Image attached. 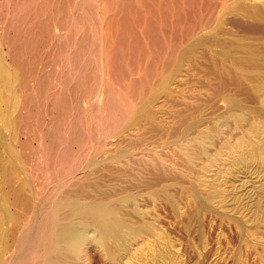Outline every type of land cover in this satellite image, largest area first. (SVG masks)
Here are the masks:
<instances>
[{"label": "bare ground", "instance_id": "1", "mask_svg": "<svg viewBox=\"0 0 264 264\" xmlns=\"http://www.w3.org/2000/svg\"><path fill=\"white\" fill-rule=\"evenodd\" d=\"M229 1L96 0L99 8L97 11L93 10V6H96L93 5V0H9V8L13 12L9 19L15 30L13 32L11 28L13 33L8 34L7 39L4 38L3 45L7 46L6 54L9 60L0 55V121L9 127L6 129L22 130L27 138L15 143L19 148H16L17 153L21 152L25 156L23 162L21 158L19 160L15 150H8L14 146L10 147L11 143L5 151L2 149L5 153L2 157L5 159L0 178V264H175L174 250H177V246L173 249L172 245L175 240L171 242L170 236L164 234L166 231L161 233V224H158L154 217V220L148 218V215L152 217V212L149 214L144 205L142 208L141 202L143 195L147 194L149 201L159 202V199L164 198L171 207H180L176 206V197L171 194L172 190L170 192L173 184H169V176L179 171L191 176L197 175V182L206 189L204 197L201 192V204L205 207L218 201L224 202L229 191L224 187L229 183L227 175L235 179L238 174H245V177L239 180L242 185H246L251 190L250 193L256 192L259 197L264 195V181L261 183V178L259 181L246 177L251 163L264 171L263 43L258 41L259 44H255L252 39L254 43L249 42L240 35L241 40L235 41L237 46H233L230 51L228 49L232 47V43H229L228 48V43L225 42L227 47H224L228 48V54H225L226 49L221 47L225 50L224 53L218 52L222 56L221 59L215 58L209 62V65L212 63V73L217 79L221 77L224 82L229 81L230 76L234 79H231L236 82V86L235 82H232L236 87L234 89L247 94L252 106L253 103L257 105L250 107L252 110L238 99L227 98L229 112L217 116L215 127L210 129L203 126L199 119L185 123L187 121L182 120V115H179L184 114L182 112L185 109H167L163 105L164 102L159 105L156 103L158 97L163 94L166 103L168 99L176 98L180 102L175 105L189 107L186 102H182V95L179 96L183 86L187 85L184 78L189 75L186 74L189 68L186 69L185 65L192 55L190 48L186 51V44L207 30V35H200L196 43L192 42L195 47L200 48L203 45L209 52H216L212 42L216 35L215 23L218 22L222 6ZM236 3L239 4L238 7L232 8H238L249 19L263 24L264 0H237ZM88 11H92V17L97 13L99 18L96 15L95 18L100 19V24L97 20L95 23L98 24L96 25L99 30L97 26L95 29L90 26V17L86 14ZM247 39L249 40V37ZM222 44L220 46H223ZM51 45L59 48L61 45L65 46V54L61 50L65 62L62 60L57 64L61 65L60 72L64 75L59 80L61 89H51L55 96L46 95L48 91L45 92L49 85L47 79L50 73L47 72L48 69L44 70L46 66L56 67L57 63L56 60L49 62L52 51L49 55L47 53ZM58 54L56 52V55ZM59 56L61 54L57 57ZM40 60L44 66L43 69L40 68L44 71L41 75L37 69ZM43 60L48 61L44 63ZM195 66L192 63V67ZM189 79L191 80V77ZM227 83L225 82V85ZM176 91L179 92L178 95L174 93ZM186 98L184 101L188 102V97ZM198 100L201 103V99ZM197 107L198 112L201 111L198 105ZM190 109L197 111L196 107ZM96 112L104 114L100 117H104L105 129H100L105 130V135L99 140L94 132H90L87 141L85 132L88 134L90 127L88 126L87 130L84 124L91 122L92 114ZM187 112L189 113L186 111L185 114ZM112 120L117 122L115 126H112ZM142 121H145V125L141 124ZM229 121L236 124L238 137L235 139L229 135L224 136ZM95 126L97 128V125ZM19 135L23 136L22 133ZM221 138V142H217L219 145H216V141ZM10 139L8 140L11 141ZM36 143L38 147L34 145ZM38 148L43 151L45 169L49 172V175L44 172L48 183L43 189L41 187L39 192L40 188L37 189L34 183H30L26 172L28 169L25 171L26 164L32 161L31 154L35 149L38 151ZM16 162L17 166L14 165ZM42 171L43 168L39 172ZM19 172L24 174V181H19L25 184H20L17 180ZM44 173L41 176L44 177ZM153 173L157 174V179L150 181L149 186L146 185L149 191L145 194L133 192L129 187L126 189L128 184L135 186L137 180L142 182L143 175ZM130 174L134 175L129 176ZM177 178L179 177L176 176ZM122 184L125 185L123 190ZM182 186L184 187L183 183ZM231 186L230 188L233 187ZM140 188L143 190V187ZM229 197L230 195L227 199ZM257 199L259 201V198ZM234 200L236 201L235 197ZM212 206L208 205L210 208ZM137 245L144 247V251L137 248Z\"/></svg>", "mask_w": 264, "mask_h": 264}, {"label": "rangeland", "instance_id": "2", "mask_svg": "<svg viewBox=\"0 0 264 264\" xmlns=\"http://www.w3.org/2000/svg\"><path fill=\"white\" fill-rule=\"evenodd\" d=\"M96 0H93V2H95ZM232 1V2H231ZM237 1V0H236ZM236 1H233V0H230L228 3L226 2V4H225V6H222V9L220 10V13L218 14V22L216 21V23L215 24H217V25H215V37H213L214 38V40L212 41V42H214V44H213V46L215 47V50H216V52H213V53H211V52H209V50H208V48L207 47H205V46H203V45H201V47L199 48V46L197 47H195V43H196V39L201 35V37L203 36V35H207L208 33H209V31H207V30H204V31H202L200 34H199V36H195L194 37V39L193 40H191V41H189L186 45H187V47L185 48L186 49V51H188L189 50V48H190V52L192 53V55H190V59L188 58L187 60V62H186V64L187 65H185L186 67V69H188L187 70V72L188 73H186V74H189V75H187L186 76V74H185V80H187L186 82H187V85L184 83V85H186V86H183V90L181 91V93L179 94V90L178 91H176V92H174L176 95H178L179 94V96L180 95H182V96H180V97H182V102H186V105L188 104V106L190 107V108H194V107H196L197 108V111H196V109H194V110H191L189 107L188 108H185V107H183V106H181L180 104V106H177L178 104V101H177V99H176V101L174 102V100L175 99H168L167 100V103H168V105H166L167 103H166V101H164L166 98H164L165 96L163 95V94H161L159 97H158V99H157V105H159V104H161V102H164V106H166V108L167 109H173V110H176V109H180L181 111H182V109L184 110V112H182V113H184L185 114V112L186 111H189V113L187 112V114H179L180 116L182 115H184V118L181 116V118H182V120L183 119H185V121H187V122H185V123H189L190 121H193V120H198L199 122H201V124H204L203 126H206V127H209L210 129L211 128H213V127H215V119L217 118V116L218 117H220V116H223L225 113H227V112H229V108H230V105L228 104L229 102V100L228 99H238V101H240V102H242V103H245V106L248 108V109H250V110H252V108H250V107H254V103H253V106H252V102H250V100H248V97L244 94V93H242V92H240L239 90H237L236 91V89H234V88H236L235 86H236V82L235 81H232V80H234L231 76L230 77H228V79H230L229 81L228 80H226L225 82L227 83V81L229 82V83H227L228 84V86L229 85H231L230 87H228L227 86V84L225 85V82H224V80L223 79H221V77H218V78H220V79H217V76H215V74L214 73H212L213 72V69H212V63H211V65H209V62H212V60L213 59H215V58H217V60H220L221 59V55H219V53L218 52H221V53H224L225 52V50L224 49H226V47H227V45H228V48L230 47V45H231V43H232V47L231 48H227L229 51L230 50H232L233 49V46H237L236 45V43H235V41L237 42L238 40H241V36H243V38L242 39H246L247 41H249V42H251L252 40L253 41H255V44H257L258 43V41H259V43H263L264 44V42H261V41H264V27H262V25L264 24V22H263V24H262V22H261V24L259 23V21H257L256 22V20H254V19H249V17H247V16H245L244 15V13L242 14V12L237 8V9H234L235 7H238V3H236ZM233 2H235V3H233ZM232 3V4H231ZM98 3L97 2H95V3H93V5H96V6H93L94 8H93V10H97L98 11V9L99 8H97L98 7V5H97ZM229 5H230V7H229ZM232 5V6H231ZM235 5V6H234ZM3 7V8H2ZM8 7V8H7ZM10 2H9V0H0V55H2V56H4V57H6V58H8L7 57V46L4 44L3 45V43H5V39H7V37H8V34L10 35L11 33H13L14 32V28H13V25L11 24V20L9 19L10 17H11V15L13 14V12H11V10H10ZM232 7H234V8H232ZM97 8V9H96ZM8 9H9V11H8ZM226 11H225V10ZM232 9L234 10V11H232ZM223 10V11H222ZM240 11V12H237V11ZM97 11H95V12H97ZM232 11V12H231ZM92 12V11H91ZM91 12H87L86 14L90 17L89 18V23H90V26H93V28L95 29L96 28V26L98 25V24H100V19H98L99 17L97 16V13H94V11H93V13L98 17V18H95V15L92 17V15H91ZM234 12V13H233ZM12 13V14H11ZM238 13H241V14H238ZM238 14V15H237ZM240 15V16H239ZM241 15H243V17L241 16ZM4 17V18H3ZM238 17V18H237ZM240 17H242L241 19H240ZM87 18V17H86ZM85 18V19H86ZM93 18H94V21H93ZM247 18V19H246ZM91 19V20H90ZM10 20V21H9ZM95 20H97V23H95L96 21ZM240 20H242V21H240ZM93 21V22H92ZM241 23H239V22ZM8 22V23H7ZM221 22V23H220ZM236 22V23H235ZM254 22L259 26H257L256 24L254 25ZM93 23V25H91ZM95 23V24H94ZM213 23V24H214ZM97 24V25H96ZM219 24H221V25H219ZM254 25V26H253ZM7 26V27H6ZM9 26V27H8ZM219 26V27H218ZM264 26V25H263ZM98 27L99 26H97V30H99L98 29ZM262 27V28H261ZM12 28V29H11ZM10 29L13 31H10ZM225 29V30H224ZM9 30V31H8ZM235 31V32H234ZM205 34H204V33ZM228 33V34H227ZM2 34V35H1ZM234 34H237V35H234ZM5 35H6V37H5ZM223 35V36H222ZM233 35V36H232ZM241 35V36H240ZM247 35V36H246ZM220 36V37H219ZM230 36V37H229ZM232 36V37H231ZM240 36V37H239ZM244 36H245V38H244ZM254 37V39H255V37H257L258 39L256 40H254L253 39V37ZM2 37V38H1ZM236 37H238V39L236 38ZM249 37V40L247 39ZM252 37V38H251ZM5 38V39H4ZM2 39V40H1ZM235 39V40H234ZM252 39V40H251ZM263 39V40H262ZM192 41H194V42H192ZM217 41H219V42H217ZM223 42V44L221 43V42ZM233 41V42H232ZM252 41V42H253ZM192 42V43H191ZM225 42L226 43H228L227 45H224L225 44ZM216 43V44H215ZM217 43L219 44L218 46H217ZM229 43H230V45H229ZM235 43V45H233ZM254 43V42H253ZM258 43V44H259ZM220 44H222L223 46H220ZM185 45V46H186ZM194 45V46H193ZM224 46H226V47H224ZM52 47V48H51ZM195 50V51H192L193 49ZM221 47H224V49L223 48H220ZM55 49V50H51V49ZM59 47H57V46H55V45H51L48 49V55L50 54V52H51V54L48 56V57H44V58H48L49 59V62L51 61V62H54L55 60V62H57L56 63V67L55 66H51V67H48L47 68V66H46V68H45V70L44 71H46L47 69V72L48 73H50V77H48V79H47V81H48V86H47V90L45 91V92H47L48 91V94L46 93V95H49L50 94V96L51 95H53L52 94V90L53 91H58V90H60L61 89V86H59L60 85V81L59 80H61L63 77L62 76H64L61 72H60V69L62 70V67H61V65H57V64H60V62H62V60H64V62H65V59H64V56H63V54L62 53H64L65 54V46H62L61 45V47L58 49ZM2 49V50H1ZM197 49H199V50H197ZM201 49V50H200ZM226 49V52H225V54H228V50ZM234 49H237L236 47H234ZM57 50V51H56ZM60 50V51H59ZM61 50H62V53H61ZM206 50H208V52L206 51ZM57 52V54L58 53H60L61 54V56H59V57H57L58 55H60V54H58V55H56V52ZM198 51V52H197ZM197 53V54H199V55H197V54H195V53ZM202 52V53H201ZM211 53V54H210ZM47 54H46V56H47ZM54 54H55V56H54ZM197 55V56H195V55ZM208 54H210V55H208ZM215 54V55H214ZM206 55V56H205ZM209 56V59H208V56ZM191 56H193L192 58H193V60H194V62H193V60H192V58H191ZM212 58H211V57ZM216 56V57H215ZM218 56V57H217ZM42 57H43V55H42ZM52 57V58H51ZM63 57V58H62ZM196 57H198V58H196ZM207 57V58H206ZM59 58V59H58ZM210 58H211V60H210ZM219 58V59H218ZM53 59V60H52ZM58 59V60H57ZM198 60V62L196 61V60ZM9 60V58L7 59V61ZM44 61V60H43ZM46 61H48V60H45L44 61V63L46 62ZM189 61H192V62H189ZM196 61V62H195ZM199 62H200V64H199ZM42 61L40 60L39 61V64L37 65V67H39V68H37L38 70H40L39 71V73H40V75L44 72H42L41 71V69H43L42 67H44V66H42ZM188 63H189V65H188ZM192 63H194V66L195 67H192ZM199 65V66H198ZM209 65V66H208ZM198 66V67H197ZM200 67V68H199ZM209 67H211V68H209ZM41 68V69H40ZM54 68V69H53ZM56 68V69H55ZM199 68V69H198ZM205 68V69H204ZM207 68V69H206ZM52 69V70H51ZM59 69V70H58ZM210 71H209V70ZM51 70V71H50ZM54 70H56V71H54ZM194 70V71H193ZM198 70H201V72L200 71H198ZM206 70V71H205ZM212 74H209V72ZM191 71V72H190ZM197 71V72H196ZM54 72V73H53ZM190 72V73H189ZM201 74H200V73ZM56 73V74H55ZM59 73V74H58ZM62 75H61V74ZM196 75H199V76H196ZM58 74V75H57ZM191 74V75H190ZM61 75V76H60ZM194 76V77H193ZM214 76V77H213ZM39 77H41V76H39ZM57 77V78H56ZM189 77H191V80L189 79ZM196 77H199V79L198 78H196ZM60 78V79H59ZM194 78H196V79H194ZM209 79V80H208ZM215 79V80H214ZM232 79V80H231ZM188 80H190V82L188 81ZM193 80L195 81V82H193ZM200 81V83L198 82V81ZM36 81V80H35ZM203 81V82H202ZM56 82H57V84H56ZM235 84V86L233 85V83ZM188 83H190V84H188ZM197 85H196V84ZM222 83V84H221ZM201 84V85H200ZM203 84V85H202ZM201 86V87H199V86ZM205 85V86H204ZM221 85H223V86H221ZM232 85L234 86V87H232ZM54 88H53V87ZM57 86V87H56ZM217 86H218V88H220V89H218L217 88ZM220 86V87H219ZM227 86V87H226ZM187 87V88H186ZM192 87V88H191ZM196 87H198V88H196ZM221 87H223V88H221ZM191 88V90H189ZM210 88V89H209ZM211 88H212V90H211ZM229 88V89H228ZM52 89V90H51ZM58 89V90H57ZM189 90V91H188ZM207 90V91H206ZM214 90V91H213ZM229 90V91H228ZM194 93H193V92ZM215 91H217V92H219V93H216ZM188 92V93H187ZM223 92V93H222ZM237 92H240V94H238ZM178 93V94H177ZM214 93H216L217 95H218V98H217V95L216 94H214ZM228 93V94H227ZM198 94V95H197ZM220 94V95H219ZM163 95V96H162ZM195 95H197L196 97H195ZM215 95V96H214ZM230 95V96H229ZM237 95V96H236ZM245 95V96H244ZM53 96H55V95H53ZM184 96H186V97H188V102H187V100H185L184 101V98H186V97H184ZM189 96H191V97H189ZM220 96V97H219ZM242 96V97H241ZM244 96V97H243ZM162 97V98H161ZM193 97H194V100H193ZM201 99L200 101H201V103H199L198 101V99L199 98ZM191 98V99H190ZM212 98V99H211ZM214 98H215V100H214ZM228 98V99H227ZM245 98H246V100L249 102H247L246 100H245ZM163 99V100H162ZM187 99V98H186ZM190 99V100H189ZM208 99V100H207ZM159 100V101H158ZM197 100V101H196ZM210 100H214V101H210ZM218 100V101H217ZM172 101V102H171ZM190 101V102H189ZM209 101V102H208ZM243 101H245V102H243ZM159 102V103H158ZM180 102V101H179ZM192 102V103H191ZM194 102V103H193ZM199 104H198V103ZM206 102H207V104H206ZM215 102V103H214ZM191 103V104H190ZM210 103H213V104H210ZM246 103H248V104H246ZM175 104H177V105H175ZM190 104V105H189ZM200 104H202L201 106H200ZM208 104H210V105H208ZM216 106H215V105ZM250 104V105H249ZM175 105V106H174ZM193 105V106H192ZM197 105L199 106V110H201V111H199L198 112V107H197ZM168 106V107H167ZM170 106V107H169ZM211 106H212V108H211ZM214 106V107H213ZM255 106H257V105H255ZM177 107V108H176ZM179 107V108H178ZM176 108V109H175ZM200 108H202V109H200ZM220 108V109H219ZM222 109V110H221ZM190 110H191V112H190ZM219 110H221L220 112H219ZM192 111H194V112H192ZM173 112H175V111H173ZM197 112V113H196ZM219 112V113H218ZM222 112V113H221ZM223 112H224V114H223ZM252 112V111H251ZM181 113V112H180ZM194 113H195V115H194ZM199 113V114H198ZM203 113V114H202ZM213 115H212V114ZM99 115V117H98V115ZM173 114V113H172ZM190 114H192V116L190 115ZM198 114V115H197ZM223 114V115H222ZM100 115H104L103 113L102 114H100L99 112H96V113H94V114H92V120H90L91 122H89V121H87L85 124H84V126H85V129H86V126H87V130H89L88 129V126L90 127V130L87 132L88 134H86V132H85V137H86V139H87V141L89 140V136L88 135H90L89 133L90 132H94V134H95V136L97 137V139H102L103 137H104V135H105V130H102V129H100V128H103V129H105L104 127H105V123L103 122V119H104V117L102 116V117H100ZM190 115V116H189ZM203 115V116H202ZM250 115L251 116H255L254 114H252V113H250ZM188 118L187 120H186V117ZM193 116L195 117L194 119H193ZM206 116V117H205ZM213 116V117H212ZM216 116V117H215ZM250 116V117H251ZM201 117H203V119L201 118ZM205 117V118H204ZM211 118V122H209V119ZM252 118V117H251ZM96 119H98V120H96ZM208 119V120H207ZM214 121H213V120ZM200 120H202L203 122H205V123H207V124H205V123H203L202 121H200ZM206 120H207V122H206ZM94 121V122H93ZM96 121V122H95ZM100 121V122H99ZM112 122H113V120H112ZM143 123H141L142 125H145V121H142ZM90 123V124H89ZM95 123V124H94ZM97 123V124H96ZM99 123V124H98ZM117 122H113L112 124V126H115L114 124H116ZM213 123V124H212ZM231 123H232V125H233V127H231L232 125H231ZM2 123H1V121H0V125H1ZM89 124V125H88ZM227 124H229L227 127H226V129H225V131H226V133L224 134V136L226 137V135H229V137H231L232 139H235V138H237L238 137V131L236 132V130H235V128H236V124L234 123V122H231V121H229ZM4 123L1 125L2 127H0V130H1V132H0V178L2 177L1 176V174H2V172H1V170H3V159H5L4 158V156H5V153L4 152H2V149L5 151V149H7L9 146L11 147L12 145H14V146H16L17 144H15V143H17L16 141H25L24 139H26L27 137L25 136V135H23L24 133H23V131L22 130H18V129H6V128H9V127H7L6 126V124L4 125ZM95 125H97V128H95L96 126ZM104 125V126H103ZM6 126V127H5ZM94 126V127H93ZM3 127H5V131H3ZM93 127V128H92ZM2 128V129H1ZM229 128V129H228ZM234 130H233V129ZM97 129V130H96ZM232 131H231V130ZM10 130V131H9ZM16 132H15V131ZM94 130V131H93ZM99 130H101V131H99ZM228 130H229V132H228ZM9 131V132H8ZM86 131V130H85ZM97 131V132H96ZM234 131V132H233ZM13 132H14V134L15 133H17L18 134V137H17V134H16V136H14V134H13ZM96 132V133H95ZM101 132H103L102 134H100ZM5 133V134H4ZM20 133H22V135L23 136H20L19 134ZM228 133V134H227ZM232 133V134H231ZM236 133H237V135H236ZM3 134V135H2ZM11 134H13L12 136H11ZM233 134H234V136H233ZM2 136H5L6 137V139L8 138V139H10L11 141H9L8 139L6 140L5 139V137H2ZM20 136V137H19ZM14 137H16L15 138V141L13 140V138ZM25 137V138H24ZM95 137V138H96ZM228 137V136H227ZM18 139H20V140H18ZM220 140H222V138L221 139H219L218 141H216V145L218 144L219 145V143L221 142ZM1 141H2V144H1ZM105 141H106V139H105ZM104 141V142H105ZM4 142H7V143H4ZM14 144H13V143ZM217 142H219V143H217ZM9 143H11V144H9ZM8 144H9V146H8ZM37 144V143H36ZM36 144H34L36 147H38V144L36 145ZM14 146H13V148L11 147V148H8V150H10L11 149V151H13V150H15V152H16V154H17V156H19V160H20V158H21V161L23 160V158H25V156H23V153H17V149L16 148H18L17 146L14 148ZM19 149V148H18ZM39 149V148H38ZM36 150V149H35ZM35 150L33 151V153L31 154V160L32 161H29V163H27L26 164V167H25V171L26 172H28L27 173V176L29 175V177H30V183L32 182V183H34L33 185H35L36 187L35 188H40V189H38V192L40 191V190H42L43 189V187H46L47 186V183H48V179H47V176H46V174L47 175H49L48 173L49 172H47V170L45 169L46 167H45V165L46 164H44L45 163V156H43L44 154H42V150H36V152H35ZM40 151V152H39ZM41 153V154H40ZM2 154L4 155L3 157H2ZM34 154H36L35 156H34ZM41 155H42V157H43V159H40V158H42L41 157ZM27 156V155H26ZM35 157V158H34ZM34 160H33V159ZM18 159V157L17 158H15V161ZM35 160H37V161H35ZM40 161V163H39V161ZM42 160H44V161H42ZM21 161H19V162H21ZM23 162V161H22ZM32 162V163H31ZM39 163V164H38ZM42 163V164H41ZM250 164V163H249ZM14 165L15 166H17V162H16V164L14 163ZM29 165V166H28ZM31 165V166H30ZM35 165V166H34ZM40 165V166H39ZM251 165V168H249L247 171H248V173L246 174V177L248 176L249 178H253V179H256V180H259L260 178V180H261V183H263V179L262 178H264V171H263V169H261V168H257V167H255V165H253L252 163L250 164ZM34 166V167H33ZM39 167V168H38ZM255 167V168H254ZM43 168V170L44 171H42V173L41 172H39L40 171V169H42ZM17 169V168H16ZM34 170V172H33V170ZM252 170V171H251ZM253 170H256V171H254L253 172ZM261 170L263 171V172H261ZM17 171H18V169H17ZM36 171H38V172H36ZM46 171V174L44 173ZM24 172V171H23ZM251 172V173H250ZM259 172V173H258ZM260 172L262 173V174H260ZM19 173H20V176H19ZM19 173H17V176L20 178H18L17 177V180L19 181H24L23 180V173L22 172H19ZM39 173V174H38ZM44 173V177L43 176H41L42 174ZM180 173H182V171H179L178 173L176 172V173H174V174H172V175H170L169 176V184L170 185H172L171 187L174 189H172L171 187H170V192H171V190H172V192H171V194L174 196V198H175V203L177 204L176 206H180V207H174L175 205H173V207H174V210L172 209L173 207H171V205L168 203V202H166L165 201V199L163 198V199H159V202H158V200L157 201H155V202H153V201H149V198H147L148 196H147V194H145L146 192H148L149 191V187H147V186H149L148 184L150 183V181H152V180H156L157 179V174L155 173H153V175H156V176H153V175H143V179H141L142 177H140V179H141V181L142 182H144L145 180V182L142 184V182H140L139 180H137L136 182H135V186H130V184H128L126 187V189H128V187L130 188V190H132L133 192H143L145 195H143L144 197L142 198V202H141V205H142V208H143V205H144V209L147 211L148 210V213L149 214H151V212H152V217L151 216H149L148 215V218H150V219H152V220H156L157 222H158V224H161V226L159 225V227H161L160 229V231H161V233H163V232H165L164 234H168V237L170 238V241L172 242L173 240H175V241H173L172 242V245L175 247V245L177 246V250H174L175 251V254H176V256H175V254H174V258H175V264H264V202H263V199H264V195H260V194H263V193H260L259 195H260V197L258 196V193H250L251 192V190L246 186V185H242V183H241V181H239L240 179H242V177H245V174L243 175L242 174V176H241V174L239 175H237L238 177H236V178H238V179H232V178H230V177H232L231 175L229 176V175H227L226 177H228V179H227V181L229 182L228 183V185L227 186H224L226 189H227V191H228V196L230 195V197H229V199H227L228 198V196L226 195V199L224 200V202H222V201H218V202H215V203H212V205L211 204H205L206 205V207L204 206V205H202L201 204V192L203 193L202 194V196L204 197L205 196V194H204V192L206 193V189L204 188V187H201V184L199 185V183L197 182V179H196V177H197V175H193V176H191V175H187L186 173H182V174H180ZM250 173V174H249ZM34 174V175H33ZM36 174V175H35ZM22 175V176H21ZM132 175H134V174H130L129 176H132ZM179 175V176H178ZM181 175H183V176H181ZM186 175V176H185ZM253 175V176H252ZM259 176L258 178H257V176ZM128 176V177H129ZM144 176H145V179H144ZM151 176H153V177H151ZM172 176V177H171ZM175 176V177H174ZM176 176L177 177H179V178H177L176 179ZM196 176V177H195ZM251 176V177H250ZM263 176V177H262ZM170 177H171V182H170ZM194 177H195V180H193L194 179ZM37 180H36V179ZM39 178V179H38ZM42 179V181H43V183H42V181H41V179ZM149 180H148V179ZM152 178V179H151ZM156 178V179H155ZM173 178H174V180H173ZM190 178V179H189ZM22 179V180H21ZM46 179H47V181H46ZM180 179H182L183 180V182H182V180L180 181ZM243 179H246V178H243ZM188 182H187V181ZM235 180V181H234ZM247 180V179H246ZM259 180V181H260ZM19 181V182H20ZM41 181V182H40ZM175 181H176V183H175ZM194 183H193V182ZM45 182V183H44ZM146 182H148L147 184H146ZM183 183V185H184V187L182 186V183ZM186 184H185V183ZM191 182H192V184H191ZM197 182V183H196ZM22 183H24L25 184V182H22ZM21 182H20V184H22ZM30 183H29V188L31 189V186H30ZM31 183V184H32ZM38 183V184H37ZM39 183H41V185L39 186ZM172 183V184H171ZM196 183V184H195ZM46 184V185H45ZM198 184V185H197ZM245 184V183H244ZM44 185V186H43ZM123 185V184H122ZM143 185V186H142ZM147 185V186H146ZM176 185H179V186H176ZM186 185V186H185ZM188 185V186H187ZM196 185V186H195ZM233 187H232V186ZM234 185H235V188H234ZM241 187H240V186ZM125 185H123V187H124ZM180 186H182L181 187V189H179L180 188ZM198 186H199V188H198ZM230 186L232 187V188H230ZM238 186H239V188H238ZM242 186H245V187H242ZM41 187H42V189H41ZM122 187V189L121 190H123V189H125V187L123 188ZM135 187V188H134ZM140 187H143V190L140 188ZM146 187V188H145ZM193 187V188H192ZM194 187H197V188H194ZM131 188H134V190L133 189H131ZM136 188H138V189H136ZM186 188V189H185ZM191 188V189H190ZM203 188V189H202ZM248 188V189H247ZM195 189V191H193V190ZM197 189V190H196ZM232 189V190H231ZM236 189V190H235ZM238 189V190H237ZM187 190L189 191V192H187ZM231 190V191H230ZM247 190H250L249 192L247 191ZM174 191H176V192H174ZM185 193H184V192ZM190 191H192V193L190 192ZM236 191H238L239 193L237 194V192ZM240 191H243V192H240ZM180 192V193H179ZM195 192V193H194ZM231 192V193H230ZM247 192V193H246ZM179 193V194H178ZM191 193V194H190ZM198 193V194H197ZM230 193V194H229ZM235 193V195H233ZM180 194H182V196L183 197H181V195ZM238 196H237V195ZM241 194H243L242 195V197L240 196ZM249 194H251L250 196H249ZM254 194V195H253ZM185 195V196H184ZM200 195V196H199ZM178 196H180V198L178 197ZM232 196V197H231ZM236 198V201L234 200V197ZM244 196V197H243ZM246 196V197H245ZM248 196V197H247ZM254 196V197H253ZM189 197V198H188ZM194 197V198H193ZM197 197V198H196ZM251 197H253V198H251ZM255 197H257V198H259V201H257L258 199L257 198H255ZM147 198V199H146ZM186 198V199H185ZM232 198V199H231ZM243 198V200H241V199ZM262 199V201H261V199ZM197 199H200L199 201L197 200ZM240 199V200H239ZM247 199V200H246ZM255 199V200H254ZM147 200V201H146ZM162 200H163V202H162ZM182 200V201H181ZM188 200V201H187ZM231 200V201H230ZM239 200V201H238ZM179 201V202H178ZM228 201V202H227ZM242 201V202H241ZM250 201H252V202H250ZM253 201H255V202H253ZM257 201V202H256ZM153 202V203H152ZM166 202V203H165ZM182 202V203H181ZM188 202V203H187ZM241 202V203H240ZM263 202V203H262ZM148 205H147V204ZM152 203V204H151ZM200 203V204H199ZM168 205V207H167V205ZM223 204V205H222ZM238 204V205H237ZM240 204H241V207H240ZM244 204H245V206H244ZM154 205V206H153ZM157 205V206H156ZM169 205H170V207H169ZM200 205V206H199ZM208 205H210V207L212 206V208H210V207H208ZM227 205V206H226ZM145 206H147L146 208H145ZM149 206V207H148ZM152 206V207H151ZM160 206V207H159ZM162 206V207H161ZM204 206V207H203ZM239 206V207H238ZM245 208H244V207ZM247 206H249L250 208H252L251 210H250V208L249 207H247ZM259 208H258V207ZM157 208V209H155V208ZM165 207V208H164ZM185 209H184V208ZM231 207H233V209L231 208ZM234 207H238L237 208V210H236V208H234ZM254 207V208H253ZM147 208H151L150 209V211H149V209H147ZM218 208V209H217ZM222 208L224 209H226V211H225V209L224 210H222ZM230 208V209H229ZM248 208H249V210H248ZM257 210H256V209ZM178 209H180V211H178ZM235 209V210H234ZM242 209H244V210H242ZM261 209V210H260ZM155 210V211H154ZM161 210V211H160ZM173 210V211H172ZM192 210V211H191ZM211 210H213L215 213H212V211ZM248 210V211H247ZM256 210V211H255ZM258 210H260V211H258ZM157 214V216H156V214L154 213V212ZM177 211V212H176ZM182 211V212H181ZM236 211V212H235ZM242 211V212H241ZM261 211H262V213H261ZM179 212H181L180 214H179ZM218 212H220V213H218ZM238 212V213H237ZM176 213H178V214H176ZM192 213V214H191ZM229 213H231V215L229 214ZM249 213V214H248ZM245 216H244V215ZM247 214V215H246ZM155 215V216H154ZM223 215V216H222ZM226 215V216H225ZM233 215H235V216H233ZM243 217H242V216ZM263 215V216H262ZM259 216V217H258ZM262 216V217H261ZM153 217H154V219H153ZM156 217V218H155ZM238 217H239V219H241V220H239L238 219ZM242 217V218H241ZM257 217V218H256ZM159 218V219H158ZM246 218V219H245ZM250 218V220H248ZM256 218V219H255ZM258 218H260V219H258ZM237 219H238V221H237ZM234 220V221H233ZM243 220V221H242ZM246 220V221H245ZM252 220V221H251ZM255 220H256V222H257V220H258V223L256 224V222H255ZM239 222V223H237V222ZM250 221V222H249ZM260 221V222H259ZM240 222H242V224L240 223ZM244 222V223H243ZM168 230H167V229ZM238 230H237V229ZM163 229V230H162ZM203 229V230H202ZM169 230H170V232H169ZM241 231V232H240ZM166 234V235H167ZM172 239V240H171ZM137 248H140V247H138V245L136 246ZM173 247V249H176V247L174 248ZM179 248V249H178ZM142 249V250H141ZM143 249H145L144 247H142L141 246V248H140V250L141 251H144ZM176 251H177V253H176ZM177 257V258H176Z\"/></svg>", "mask_w": 264, "mask_h": 264}]
</instances>
